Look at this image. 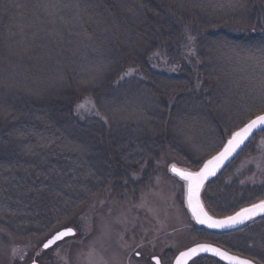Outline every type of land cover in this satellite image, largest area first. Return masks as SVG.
I'll list each match as a JSON object with an SVG mask.
<instances>
[{"label": "trees", "instance_id": "16d2710c", "mask_svg": "<svg viewBox=\"0 0 264 264\" xmlns=\"http://www.w3.org/2000/svg\"><path fill=\"white\" fill-rule=\"evenodd\" d=\"M261 57L264 0H0V228L52 232L82 207L85 184L91 198L127 191L134 173L119 155L131 160L135 149L117 153L113 123L142 124L147 164L173 154L197 171L264 114ZM86 98L98 116L77 113ZM261 141L264 130L206 186L210 214L264 201V184L241 188L233 175ZM193 234L264 264V219Z\"/></svg>", "mask_w": 264, "mask_h": 264}, {"label": "rangeland", "instance_id": "374dc122", "mask_svg": "<svg viewBox=\"0 0 264 264\" xmlns=\"http://www.w3.org/2000/svg\"><path fill=\"white\" fill-rule=\"evenodd\" d=\"M133 74L129 72L126 77ZM76 111L82 119L98 116L95 102L91 98L82 100ZM123 122L127 123V120L123 119ZM116 125L113 123V132L108 134L117 145V153L121 154L125 146L135 149L131 160V157L119 155L123 168L128 171L133 169L134 173L130 177L127 175L131 180V183H125L127 191L112 194L108 190L98 192L96 189L98 194L91 198L89 194L92 192L87 190L89 186L85 184L80 190L84 198L82 207L64 219H59L52 232L51 225L37 228L31 236L21 235L14 225L9 229L13 234L0 228V264H153L151 259L154 257L170 264L179 253L192 246L215 242L205 237L194 239L193 233L198 227L187 211V185L171 173L173 165L184 172L194 170L183 166L185 163L173 154H162L153 164H147L141 157L144 150L141 147L143 135H139V126L142 124ZM89 128L91 134H96L93 131L95 127ZM135 128L137 131L133 130ZM180 148L191 150L188 144H181ZM98 160L102 161L99 156ZM98 169L99 165L97 172ZM97 172L87 169L84 177H87V173L90 176V173ZM112 174L115 173L111 172L110 176ZM98 175L104 176V173ZM233 175L240 177L241 188L264 184V141L258 142L251 153L236 163ZM241 203L234 207L238 208L237 212L249 207H243ZM225 217L228 216L220 218ZM68 227L76 232L73 238L64 240L51 250H42L48 239ZM137 253L141 254V259L135 257Z\"/></svg>", "mask_w": 264, "mask_h": 264}, {"label": "snow or ice", "instance_id": "6c2138e0", "mask_svg": "<svg viewBox=\"0 0 264 264\" xmlns=\"http://www.w3.org/2000/svg\"><path fill=\"white\" fill-rule=\"evenodd\" d=\"M23 7V5H21ZM44 7V5H39ZM56 7V5H51ZM249 59H255L250 56ZM261 63L264 64V57L260 58ZM262 112H264V88H261L260 92ZM82 107V106H81ZM264 129V114H258L254 119H251L247 124L241 127L238 131L232 132L230 139H228L223 150L211 160L204 164L203 168L199 172H183L176 169L173 165L172 171L179 175L187 183V199L188 207L192 212L193 217L200 224H206L209 228H223L233 226L235 224L243 223L246 220H251L257 215H264V201L258 204H253L250 208L241 209L236 215L230 216L225 220H214L204 211L203 206L200 202V190L203 186L204 180L208 175L214 174L220 164L232 154L236 148H238L252 133L255 129ZM74 230L71 227L65 228L58 231L53 235L44 245L45 249L57 243L67 236L74 235ZM212 252L214 255L219 256L221 259L229 261V264H250V261L245 259H238L233 256H229L225 252H221L219 249L211 248L206 245H200L196 248H191L187 252L180 253V256L176 260V264H186L189 257L195 255L197 252ZM35 264V262H33ZM156 264H160L159 260H156Z\"/></svg>", "mask_w": 264, "mask_h": 264}, {"label": "water", "instance_id": "95a60500", "mask_svg": "<svg viewBox=\"0 0 264 264\" xmlns=\"http://www.w3.org/2000/svg\"><path fill=\"white\" fill-rule=\"evenodd\" d=\"M264 129H261V128H257V129H255L254 131H253V133L238 147V148H236V150L232 153V154H230L229 156H228V158L227 159H225L221 164H220V166L216 169V171H215V173L214 174H210V175H208L207 176V178L204 180V183H203V186L201 187V190H200V202H201V204H202V206H203V209H204V211L207 213V215L208 216H210L212 219H214V220H225L226 218H228V217H230V216H228V217H225V218H216V217H214V216H212L208 211H207V209L205 208V206H204V203H203V200H202V195H203V192H204V189H205V187L211 182V181H213L214 179H216L225 169H226V167L228 166V165H230L232 162H233V160L238 156V154L248 145V143L253 139V137L255 136V135H257L259 132H261V131H263ZM224 148V147H223ZM223 148H222V150H223ZM221 150V151H222ZM220 151V152H221ZM220 152H218L216 155H214L213 157H215V156H217ZM212 157V158H213ZM212 158H210L209 160H211ZM209 160H207V161H209ZM207 161L205 162V163H207ZM204 163V164H205ZM204 164H203V166H204ZM203 166L198 170V171H196V172H199L202 168H203ZM177 170H179V171H182V170H180L179 168H176ZM184 172V171H183ZM171 173H172V175H174L175 177H177L179 180H181V181H183V182H185L183 179H181L180 178V176L179 175H177V174H175L172 170H171ZM193 173H195V172H193ZM186 183V182H185ZM187 184V183H186ZM186 204H187V208H188V211H189V213H190V215H191V217H192V219H193V221L195 222V224L198 226V227H200V228H203V229H206L207 231H209V232H212V233H217V234H225V233H232V232H235V231H237V230H239V229H241V228H243V227H245L246 225H248V224H250V223H252V222H254V221H256V220H258V219H261V218H264V215H257V216H255L253 219H251V220H246V221H244L243 223H239V224H235V225H233V226H228V227H223V228H209V227H207V225L206 224H200V223H198L197 221H196V219L193 217V215H192V212H191V210L189 209V207H188V199H187V197H186ZM251 206H249V207H246V208H250ZM241 211V210H240ZM239 212V211H238ZM234 215H236V213L235 214H233V215H231V216H234ZM63 230V229H62ZM74 230V229H73ZM57 233V232H56ZM55 233V234H56ZM74 235H72V236H67V237H65V238H63L62 240H59V241H57V243L56 244H54V245H52V246H50L49 248H47V249H45L43 246H42V250L43 251H48V250H51L52 248H54L57 244H59V243H61V242H63L64 240H66V239H68V238H73L75 235H76V232H75V230H74ZM54 234V235H55ZM49 240V239H48ZM47 240V241H48ZM46 241V242H47ZM45 242V243H46ZM44 243V244H45ZM43 244V245H44ZM200 245H206V246H209V247H211V248H216V249H219L221 252H225V253H227L229 256H233V257H236V258H238V259H244V258H241V257H238V256H235V255H233V254H231V253H229V252H227V251H225V250H223L222 248H219V247H217V246H214V245H210V244H200ZM200 245H196V246H194V247H192V248H196V247H198V246H200ZM191 249V248H190ZM187 251H189V249L188 250H186V251H184V252H187ZM180 256V255H179ZM178 256V257H179ZM203 256H209V257H213V258H215V259H217V260H219V261H221V262H223L224 264H229V261H227V260H224V259H221L219 256H217V255H214L212 252H204V251H200V252H197L195 255H193V256H191V257H189L188 259H187V261H186V264H190L193 260H195V259H197V258H200V257H203ZM177 257V258H178ZM177 260V259H176ZM176 260H175V263L174 264H176ZM245 260H247V259H245ZM249 261V260H248ZM33 264V263H32ZM35 264H38V263H36L35 262ZM250 264H254L253 262H251L250 261Z\"/></svg>", "mask_w": 264, "mask_h": 264}, {"label": "flooded vegetation", "instance_id": "af4514ba", "mask_svg": "<svg viewBox=\"0 0 264 264\" xmlns=\"http://www.w3.org/2000/svg\"><path fill=\"white\" fill-rule=\"evenodd\" d=\"M135 257L137 259H141L142 258L141 254H139V253L135 254ZM156 260H159L160 261V264H169L168 262H164L159 257L152 258L151 259V262L153 264H156ZM166 260H168V259H166ZM175 260H176V258L170 264H174L175 263ZM190 264H224V263L221 262V261H219V260H217V259H215V258H213V257L203 256V257H200V258H197V259L193 260Z\"/></svg>", "mask_w": 264, "mask_h": 264}]
</instances>
